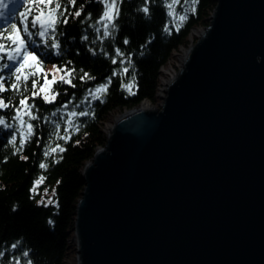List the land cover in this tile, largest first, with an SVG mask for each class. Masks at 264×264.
<instances>
[{
	"label": "water",
	"instance_id": "1",
	"mask_svg": "<svg viewBox=\"0 0 264 264\" xmlns=\"http://www.w3.org/2000/svg\"><path fill=\"white\" fill-rule=\"evenodd\" d=\"M160 90L80 172L77 264H264V0H216Z\"/></svg>",
	"mask_w": 264,
	"mask_h": 264
},
{
	"label": "trees",
	"instance_id": "2",
	"mask_svg": "<svg viewBox=\"0 0 264 264\" xmlns=\"http://www.w3.org/2000/svg\"><path fill=\"white\" fill-rule=\"evenodd\" d=\"M60 3L62 7L57 15L61 12L63 15L55 25L54 34L59 50L51 47V32L49 37L41 38L35 34L39 27L31 28L35 11L28 15L36 55L43 62V71L26 82L28 91H24L23 83L19 91L11 88L16 82L14 66L0 53V77L6 88L0 98L9 104L0 109V117L8 125H0V252H3L0 264H16L17 260L19 264H26L28 260L32 264H67L76 253L71 239L75 231L76 205L84 188L80 172L96 149L105 143L102 125L110 116L137 107L143 100L156 103L161 69L167 66L174 52L189 46L193 28L208 25L216 0H198L194 14L191 0H177L173 5L174 16L169 15L167 6L172 0H118L119 16L112 21L116 28L113 30L109 24L111 34L107 37L104 24L108 22L98 23L105 10L101 0H76L75 6L68 0H60ZM28 7L26 0H0V32L14 22L24 35L20 13L26 12ZM144 7L149 9L147 14L142 11ZM76 11H81V15L75 16ZM180 15L187 17L182 23ZM64 19L68 22L63 23ZM117 49L122 56L116 55ZM29 50H33V45ZM128 57H131V67ZM5 64L10 67H3ZM54 65L72 72L66 77L71 84L59 80L64 72L56 74L57 81L51 85L50 93L56 94V99L46 103L44 93L32 96V81H38L34 90L39 92L45 73L47 79L52 80ZM125 67L127 73L122 72ZM85 73L91 79H81ZM109 78L107 93L93 99L89 90L107 84ZM129 84L135 94L124 87ZM22 96L27 97L29 105H34L31 111L37 117L30 120L23 115L26 121L23 127L14 119ZM65 104L67 108L63 107ZM85 109L89 115L70 116L73 110L79 113ZM53 112L56 115H52ZM69 120L79 125V131L69 127ZM27 123L33 125V135L25 140L22 151L14 154L15 148L9 141L15 135L16 147H19L21 132L27 134ZM65 135L70 136L67 142L60 138ZM58 145L65 149L62 153L50 152ZM46 150L50 152L47 156ZM41 163L47 168H40ZM40 177L44 179L36 188L39 193H35L32 189ZM47 188L54 193L52 204L39 199V194ZM17 242L13 249L12 245ZM25 251L27 257L23 255Z\"/></svg>",
	"mask_w": 264,
	"mask_h": 264
},
{
	"label": "snow or ice",
	"instance_id": "3",
	"mask_svg": "<svg viewBox=\"0 0 264 264\" xmlns=\"http://www.w3.org/2000/svg\"><path fill=\"white\" fill-rule=\"evenodd\" d=\"M27 4L30 6L27 8L26 12L20 13L21 20L20 24L23 25L22 31L24 35H21V28L17 26L16 23L12 22L9 24L8 28H4L2 32H0V53L7 56V59L12 62V66H14L13 75L15 76V83L11 84V88L13 90L19 91L21 84H24V91H28V87L26 82L28 81L29 77H35L37 73H40L43 71V62L42 60L36 55L35 47H34V41L32 40L33 32L29 30V22H28V15L31 14L33 11H35V15L33 16L31 20V28L36 29L37 26L39 27V31L35 34L39 35L41 38L49 37V33H52V36L49 37L52 39L51 47L53 49H60V44L55 40L54 34L56 32L55 25L60 22V16L63 15L61 12L59 16L57 15L58 11L61 9L62 5L60 3V0H26ZM69 3H71L73 6H75L76 0H68ZM102 3H104V12L101 19L98 21V23H103L104 21H107L108 23L104 24V35L107 37L111 33L108 31L109 24H111L113 30L116 28V25L112 23L115 17L119 16V7H118V0H101ZM177 2V0H172V3L168 4L169 8V15L174 16L175 12L173 11V5ZM192 3V12L193 14L196 11L195 5L198 3V0H191ZM54 5V7H53ZM83 6L81 5V9ZM66 10V9H65ZM145 14L149 12V9L147 7H144L142 9ZM81 11H76L75 16H80ZM187 19L186 15H180L179 21L182 23ZM67 19L63 20V23H67ZM166 32L169 31L166 27L164 29ZM177 30H179V26H177ZM27 37V39H25ZM87 39V36L84 37ZM10 41V43H8ZM125 43H128L127 40H125ZM33 45V50H29V46ZM57 54L59 55V51H57ZM117 56H122L123 53L117 49L116 50ZM116 61L113 60V63ZM128 65L131 67V57H128ZM3 67H10V65H3ZM26 69H31V71H26ZM60 72H64V75L59 76V80L66 84H71V80L67 79L66 77H69L72 75L71 71H65L62 68H57L55 65L53 66V76L52 80L47 79V73L44 74V84L41 85L39 92L35 91L36 85L38 83L37 80L32 81V96L35 97L39 95L40 93H44L43 99L46 103H52L56 99V94H51V85L56 83L57 81V75ZM123 73L128 72V68L125 67L122 69ZM116 74L115 72L113 73ZM91 77H88V74L85 73L81 79H85ZM134 79V77H133ZM111 83V79L109 78L108 83L104 85H100L99 87L95 88V90H89V95L93 99H100L101 94H106L108 90V85ZM75 87V85H73ZM124 87L130 92V94H135L131 92L132 85H124ZM6 91L4 80L2 77H0V93ZM87 99V98H85ZM101 102H103L101 100ZM20 108L16 109V117L14 119H18L20 122L21 127H23L26 123V121L23 119V115L29 116L30 120H36L37 117L35 115H32V108L34 105H29L27 97H23L19 101ZM9 107L8 103H5L4 98H0V109H4ZM64 108H67L68 105L65 104L63 106ZM78 107V105H77ZM23 109V113H22ZM59 111V109H58ZM52 115H56L55 112L52 113ZM89 115V111L87 109L80 111L77 113L75 110H73L70 113V116L76 117V116H87ZM68 125L70 128L73 129V131H79V125L74 124L73 121L69 120ZM0 125H3L5 127H8L5 120L0 117ZM57 131L59 130V124L56 125ZM33 125L31 123H27V134L21 132V141L19 147H16V136L13 135L12 139L9 141L10 144L13 145L15 148L14 154L22 151L24 147L25 140L33 135ZM67 133V129L65 130ZM61 139H64L65 142H67L68 139H70V136L65 135L61 136ZM59 150V152H63L65 149L61 146H57L56 148H51L50 152H56ZM50 152L48 150L45 151V155H49ZM23 158V157H22ZM40 168L46 169L47 165L45 163H41ZM44 177H40L39 180L36 181V185H39L43 181ZM33 192L36 191V187L34 186L32 189ZM45 194H47L45 192ZM54 194V193H53ZM43 202V201H41ZM53 201L49 199L47 201V204H52ZM47 206V205H46ZM49 223H52L49 221ZM17 243H14L12 245V248L17 247ZM25 257L28 256V252L25 251L23 253ZM3 256V252H0V257ZM16 264H19V261L17 260ZM26 264H32L30 260L26 262Z\"/></svg>",
	"mask_w": 264,
	"mask_h": 264
},
{
	"label": "rangeland",
	"instance_id": "4",
	"mask_svg": "<svg viewBox=\"0 0 264 264\" xmlns=\"http://www.w3.org/2000/svg\"><path fill=\"white\" fill-rule=\"evenodd\" d=\"M199 29H201V28H193L190 31L189 40L191 42L189 45L194 43L195 40L197 39ZM187 48H180L178 51L174 52L172 54L173 55L172 59L169 61L167 66L161 69V78H160L159 88H158V92H157V101H156V103H150V102L148 103L147 102L149 104V106L159 107V105L161 104V99H160V97H158V95L162 94V91L160 89H163L164 84L169 81V79L171 78V75H173L174 73L177 72V70L181 64V61H182V56H183V54ZM118 115L119 114H115V115L110 116L109 121L105 122L102 125V130L105 132V134L109 131V128L111 127V125L113 124L114 120L116 119V117ZM34 186L36 188L39 186V185H36V181H35ZM37 192L38 191L36 190L35 193H37ZM45 192L47 194H45ZM39 195H40L39 199L43 200L44 202L46 201V204H47V201L49 199H51L53 201V191H51V189H49V188L43 190ZM72 243L75 245L74 242H72ZM75 250H76V245H75ZM66 263L67 264H77V251L74 255H72L70 257V259L67 260Z\"/></svg>",
	"mask_w": 264,
	"mask_h": 264
},
{
	"label": "bare ground",
	"instance_id": "5",
	"mask_svg": "<svg viewBox=\"0 0 264 264\" xmlns=\"http://www.w3.org/2000/svg\"><path fill=\"white\" fill-rule=\"evenodd\" d=\"M142 107L148 108L149 105H148V103H144Z\"/></svg>",
	"mask_w": 264,
	"mask_h": 264
}]
</instances>
